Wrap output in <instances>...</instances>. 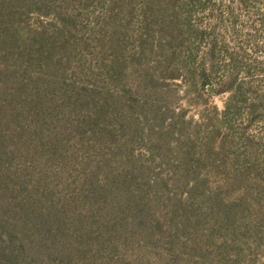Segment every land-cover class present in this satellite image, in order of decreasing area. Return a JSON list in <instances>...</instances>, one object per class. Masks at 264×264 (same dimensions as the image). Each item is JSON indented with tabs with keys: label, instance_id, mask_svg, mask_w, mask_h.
<instances>
[{
	"label": "trees",
	"instance_id": "obj_1",
	"mask_svg": "<svg viewBox=\"0 0 264 264\" xmlns=\"http://www.w3.org/2000/svg\"><path fill=\"white\" fill-rule=\"evenodd\" d=\"M142 2L134 54L123 56L116 25H100L95 37L98 67L86 63L84 72L110 89L75 76V14L64 7L54 34L21 37V15L46 0H0V264H257L264 256V164L251 154L230 161L236 135H219L244 119L237 134L251 144L245 131L264 119V94L240 79L243 55L229 50L213 7ZM197 8L213 23L195 22ZM172 85L229 97L194 121L159 105ZM192 124L212 125L198 146ZM171 152L167 177L152 166ZM216 173L224 182L210 188ZM221 189L240 192L222 197Z\"/></svg>",
	"mask_w": 264,
	"mask_h": 264
},
{
	"label": "rangeland",
	"instance_id": "obj_2",
	"mask_svg": "<svg viewBox=\"0 0 264 264\" xmlns=\"http://www.w3.org/2000/svg\"><path fill=\"white\" fill-rule=\"evenodd\" d=\"M142 1L143 0H46V5H40L39 7L38 5L33 6V9L21 15L19 35H21V37H26L27 33L31 30L43 31L45 34H54L56 29L60 26L57 12L66 7L67 11L75 14L77 19L75 29L77 39V42H75V53L77 52V55L75 54V56L72 57L76 60L72 66L74 68L73 70H75V76L78 82H84L89 85L95 83L98 86H106L107 88L111 87L110 89H114L113 84L107 83L103 78L86 74L84 72L86 68L85 65L87 63L89 66L98 67L94 59L96 55L99 54L102 46L95 41V37L99 32L100 25H103L105 29L109 30H112L113 25L118 27V41L124 44L123 56L134 54L138 51L139 44L137 32L139 31L142 19ZM203 2L209 5L208 7H213L214 15L221 18L223 21L220 26H224L227 29L226 36L228 37L227 43L229 45V50L240 51L243 55V62L239 74L240 79L245 83L251 82L249 85L252 88H257L260 93L264 94V0H253L247 9L244 10L237 5V0H203ZM209 14H211V12H208L206 9L202 10L197 8L194 16L195 22H202L203 24L213 23ZM79 39L81 40L79 41ZM85 43L87 46L84 48L83 46H85ZM78 63H83L84 66H78ZM157 69H159L158 64L151 62L150 71L155 72ZM213 77L216 78L218 76L214 75ZM159 81L161 83V80ZM160 83L158 85H160ZM174 83H180V81H175ZM210 87L213 90L215 89L216 81L214 79ZM175 89L177 90V87L172 85L168 94H163L164 96L159 100V105L162 107L169 105V107L176 109V111L184 110L186 118H193L194 121H197L201 115L207 118L212 117L214 114L212 107L216 106L218 110L223 109L224 103L229 97V93L219 95L212 94L208 96L206 93L199 94L193 89L191 90V88L189 91H186V87H179L177 90L178 92H175ZM211 93H214V91ZM243 117H245V114H243ZM243 120H241V122L235 121V123L232 124V128L229 130L224 129V126L220 128V136L228 134L236 135L234 136L233 147L230 149L231 153L229 160L233 161V159L239 158L240 162L243 164L246 157L249 158V156L255 155L257 158L259 157L258 163L264 164V119L261 122L251 124V126L246 129V137L252 140V143L249 145L246 144L243 136L239 138L237 134L239 132L243 133L244 131L242 128L247 121ZM193 124L188 125L187 131L193 134L195 144L198 146L199 143L204 140L207 132L212 128V125L203 124L199 127ZM175 139L174 137L172 141ZM218 139L219 138H216L215 145L218 144ZM135 152L140 153L144 159H149L147 158L149 154H146L144 148L138 146ZM174 156V152L169 153L167 162H162V164H159L158 160L155 159L156 162L153 163L152 168L154 167L156 171L163 175H167V177L172 176L171 168L173 161H175ZM262 172H264V167ZM223 178L224 176L222 177L221 173H216L214 176L211 175L209 182L210 188L223 183ZM174 181L175 186L180 183L177 180ZM181 190L182 193L186 194V190L183 188L177 189L176 191L179 192ZM220 192L222 197L229 196L230 194L226 193L223 189H221ZM239 192L238 189L232 190L230 195L233 196ZM194 201L196 204V201H200L198 195L195 197ZM256 263L264 264V256L258 259Z\"/></svg>",
	"mask_w": 264,
	"mask_h": 264
},
{
	"label": "water",
	"instance_id": "obj_3",
	"mask_svg": "<svg viewBox=\"0 0 264 264\" xmlns=\"http://www.w3.org/2000/svg\"><path fill=\"white\" fill-rule=\"evenodd\" d=\"M207 89H208L210 92H213V91H214L210 86H208Z\"/></svg>",
	"mask_w": 264,
	"mask_h": 264
}]
</instances>
